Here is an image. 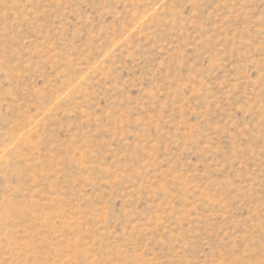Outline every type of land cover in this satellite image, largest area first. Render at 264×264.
<instances>
[{
  "label": "rangeland",
  "instance_id": "obj_1",
  "mask_svg": "<svg viewBox=\"0 0 264 264\" xmlns=\"http://www.w3.org/2000/svg\"><path fill=\"white\" fill-rule=\"evenodd\" d=\"M0 264H264V0H0Z\"/></svg>",
  "mask_w": 264,
  "mask_h": 264
}]
</instances>
